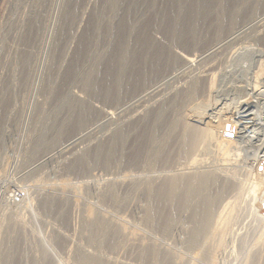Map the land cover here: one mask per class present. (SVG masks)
I'll use <instances>...</instances> for the list:
<instances>
[{
	"label": "rangeland",
	"instance_id": "1",
	"mask_svg": "<svg viewBox=\"0 0 264 264\" xmlns=\"http://www.w3.org/2000/svg\"><path fill=\"white\" fill-rule=\"evenodd\" d=\"M143 1L134 5L131 0H0V264H169L161 260L165 251H172L176 264H264V187H260L264 175L254 171L264 137L259 127L264 123V83L251 81L253 87L247 89L250 75L264 60V0L230 2L237 15L234 20L226 9L228 0H219L211 16L220 15L221 26L216 23L198 45L172 44L176 51L198 56L192 67L173 64L162 77L149 78L148 88L131 87L130 93L107 99L105 93L94 91L104 83L111 55L121 43L119 26L127 18L130 26L157 17V22L166 24L169 18L164 0ZM172 22L167 26L178 24ZM157 25L152 36L166 41V29ZM216 32L218 36L213 35ZM134 37L132 33L131 42ZM210 65L214 96L198 91L202 84H210L203 80ZM66 91L94 108L85 122L68 121L54 140L51 128L68 110L58 103ZM106 109L115 111L112 118L105 115ZM158 111L164 112V119L155 123ZM241 124L259 127L261 133L248 135ZM126 127L127 136L119 143V131ZM197 127L206 132L193 139ZM73 135L78 145L73 144ZM138 147L142 153L133 162ZM102 148L109 152L107 163L78 161ZM203 172L213 177L208 187L197 191L203 190L201 194L190 196L191 206L175 210L178 199H174L159 217L157 187L173 176ZM219 183L228 189L216 203L219 211L213 212L214 205L211 216L235 200V218L219 229L221 234L216 232L219 238L202 234L198 243L202 247L192 248L186 243L194 227L192 204L204 194L217 193ZM47 192L66 198L64 210L48 211L42 205ZM160 220L168 222L166 229ZM210 222L208 231L214 227ZM205 245L210 250L214 246L210 256Z\"/></svg>",
	"mask_w": 264,
	"mask_h": 264
},
{
	"label": "bare ground",
	"instance_id": "2",
	"mask_svg": "<svg viewBox=\"0 0 264 264\" xmlns=\"http://www.w3.org/2000/svg\"><path fill=\"white\" fill-rule=\"evenodd\" d=\"M141 0H131L132 4H137L139 3ZM145 1V0H144ZM143 1V2H144ZM152 1V0H151ZM166 5H168L167 7H170L168 9V13L166 14H169V15H166V16H169L168 20L165 19V23L166 24H163V23H159L160 20H158V22L155 20V18H153L152 20L148 21L147 23L143 24V25H136V24H133L132 26L128 25L129 22V18H127L126 21L128 22H124V24H121L122 26H119V31L122 32V35H121V39H119V41L121 42L118 49L116 51H113L114 53L111 55L112 56V62L109 61V64L112 66L109 68V70H105V71H108V75L106 74V78H105V81L104 83L102 81H100L101 83H103L102 85L99 84L98 87L95 88V91L94 92H100L99 94L101 93H105L107 96H104L105 98L107 99H114L115 97L118 98L120 95L122 94H125V93H128L129 90H132V88L135 87V90H136V87L139 86L140 87H143L145 86L146 87V84H148L147 82H150L148 79L149 78H152L155 76V79H158L156 78L157 77H160L161 74H164L168 71V69L170 68L171 65L175 64L176 66L177 65H180V64H185L186 66H189V67H192L198 60V56L195 55V54H192V53H185V52H181L180 50L179 51H176L174 50V47L172 44H176V43H181V44H185V45H190V46H195V45H198L200 43V40L201 38L204 36H210L211 35V30H212V27L214 25H216V23L218 24V26H221L222 24L220 23L221 20H218L219 16L217 17H212L211 14L213 13V10L215 9V6L219 3V0H164ZM76 2V0H75ZM226 2V1H225ZM230 2H238V0H228L227 3H226V9L229 10V12L231 13V20H234V18L237 16L235 15V12H234V9H232L230 6L231 4H229ZM242 2V1H241ZM222 3V2H221ZM243 3V2H242ZM220 4V3H219ZM229 4V5H228ZM236 4V3H235ZM244 4V3H243ZM139 5V4H138ZM222 5V4H221ZM259 5V4H258ZM132 5L129 6V8H131ZM186 6V7H185ZM223 6V5H222ZM135 7V6H133ZM138 7V6H137ZM185 7V8H184ZM219 7V6H218ZM264 7V6H263ZM73 8V7H72ZM78 8V7H76ZM128 8V10H130ZM75 9V8H74ZM167 9V8H166ZM239 9V8H238ZM255 9V8H254ZM70 10V9H69ZM72 10V9H71ZM260 10V9H259ZM88 11V10H87ZM133 11V10H132ZM226 11V10H225ZM73 12V11H72ZM167 12V11H166ZM253 12V11H252ZM67 13V12H66ZM71 13V12H70ZM133 14V13H132ZM240 14V13H238ZM253 14V13H252ZM73 15V13H72ZM82 15V14H81ZM144 15V14H143ZM185 15V16H184ZM131 16V15H130ZM222 16V15H221ZM224 16V15H223ZM264 16V15H263ZM262 16V17H263ZM71 17V14L70 16ZM68 17V19H69ZM133 17V16H132ZM165 17V14L164 16ZM212 17V18H211ZM136 18V17H135ZM264 18V17H263ZM38 19V18H37ZM159 19H162V18H159ZM178 19H181V22L178 20ZM223 19V17H222ZM226 19V18H225ZM123 20V19H122ZM133 20V19H132ZM240 20V19H239ZM263 20V19H262ZM38 21V20H37ZM96 21V20H95ZM173 21V22H172ZM178 22V24H175V22ZM40 22V21H38ZM93 22V21H92ZM136 22V21H135ZM170 22H172L173 24H175L174 26H172L171 28L168 27V23L170 24ZM236 22V21H235ZM252 22V21H251ZM250 22V23H251ZM259 22V21H258ZM263 22V21H261ZM35 23V22H34ZM226 23V22H225ZM159 24V26H161L162 28L166 29L165 31V35H166V41L164 40L163 42L161 40H157L155 39L152 34H151V31L154 30L153 29V26L154 25H157ZM262 24V23H261ZM263 25V24H262ZM36 25H34L35 27ZM38 26V25H37ZM157 25V27H159ZM170 26V25H169ZM231 26V25H230ZM243 26V25H242ZM250 26V25H249ZM247 27V26H246ZM36 28V27H35ZM40 29V27H38ZM130 31V33L128 34H125L124 32L126 31L125 29H127ZM216 28V27H214ZM219 28V27H218ZM230 28V27H229ZM37 29V28H36ZM65 29V28H64ZM156 29V27H155ZM217 29V28H216ZM219 30L222 31V29L219 28ZM117 31V30H116ZM234 31V30H233ZM39 32V31H37ZM119 32V33H120ZM215 32V31H214ZM36 33V32H35ZM133 33V36L134 39H133V42H131L132 38H131V35ZM131 34V35H130ZM213 35H216L218 36V33L216 32V34H213ZM155 36V35H154ZM213 37V36H212ZM230 37V36H229ZM207 38V37H206ZM209 38V37H208ZM216 38V37H215ZM218 38V37H217ZM206 40V39H205ZM256 40V39H255ZM58 41V40H57ZM228 41V40H227ZM118 43V42H117ZM133 43V44H132ZM213 43V42H212ZM85 44V43H84ZM214 45V44H213ZM118 46V45H117ZM116 46V47H117ZM211 46V45H209ZM208 46V47H209ZM83 49V48H82ZM200 49V48H199ZM207 49V48H206ZM209 49V48H208ZM211 49V47H210ZM209 49V50H210ZM215 49V48H214ZM208 52V50H205ZM212 51V50H211ZM189 52V51H188ZM213 52V51H212ZM211 52V53H212ZM203 53V51H202ZM219 54V53H218ZM227 54V53H226ZM78 55V54H77ZM80 55V54H79ZM201 55V54H199ZM205 55V54H204ZM203 56V54H202ZM210 56V55H209ZM208 56V57H209ZM204 57V56H203ZM202 57V58H203ZM205 58V57H204ZM26 59V58H25ZM220 60V59H219ZM27 61V60H26ZM84 61V60H83ZM200 61V60H199ZM261 63H258L259 67L257 69L256 67V70H254L252 72L253 75H250V76H253V77H248L249 80L247 81V89H249V85L252 84L251 81L254 82L255 85L257 84H261V83H264V60L260 61ZM73 63V62H72ZM216 63V62H215ZM224 63V62H223ZM217 64V63H216ZM215 64V65H216ZM174 65V66H175ZM24 66V65H23ZM182 66V65H181ZM198 66V65H197ZM257 66V65H256ZM205 67V66H204ZM255 68V67H254ZM263 68V69H262ZM78 69L77 65L73 67V71ZM105 69V67H104ZM213 66L210 65L208 66L207 69L204 70L205 72V79L203 77V80H210L212 77H213V74H211V72L213 71ZM104 71V72H105ZM100 72V71H99ZM103 72V73H104ZM173 72V71H172ZM171 72V73H172ZM249 72V71H248ZM251 72V71H250ZM249 72V73H250ZM71 73V72H70ZM249 73L247 75H249ZM102 74V73H101ZM167 74V73H166ZM165 75V74H164ZM169 75V74H168ZM175 75V74H174ZM94 77V76H93ZM96 77V76H95ZM162 77V76H161ZM169 77V76H168ZM101 78V77H100ZM103 78V79H104ZM215 79V77H214ZM101 80V79H100ZM153 81V78L151 79ZM151 81V82H152ZM165 81V80H164ZM172 81V80H171ZM200 81V80H199ZM202 81V80H201ZM212 81V80H210ZM209 81V82H210ZM229 81V80H228ZM90 82V81H89ZM96 82V81H95ZM206 82V81H205ZM197 83V80L195 82V84ZM203 83V82H202ZM63 84V83H62ZM125 84V85H124ZM198 84V83H197ZM104 85V86H103ZM165 85V84H164ZM96 86V85H95ZM103 86V87H101ZM123 86H125L123 88ZM129 86V89L127 88ZM197 86V85H196ZM194 86V87H196ZM215 85L213 83L210 82L209 83H204V85L202 84L201 85V89H199V86L198 87V91L200 92L201 91V94L204 93L205 94V91L207 90L208 93L213 90V87ZM264 86V85H262ZM261 86V87H262ZM132 87V88H131ZM253 87V86H252ZM251 85H250V88H252ZM46 88V87H45ZM127 88V89H126ZM144 88V87H143ZM148 88V87H146ZM158 88V87H157ZM264 88V87H263ZM150 89V87H149ZM215 89V88H214ZM241 89V88H240ZM258 89V88H257ZM63 90V89H62ZM138 90V89H137ZM142 90V89H141ZM196 90V89H195ZM252 90V89H251ZM255 90V89H254ZM259 90V89H258ZM65 91V89H64ZM134 91V90H133ZM146 91V90H145ZM144 91V92H145ZM197 91V90H196ZM206 91V92H207ZM215 91V90H214ZM213 91V92H214ZM140 92V91H139ZM148 92V91H147ZM146 92V94H147ZM223 92V91H222ZM239 92V91H238ZM260 92V91H259ZM263 92V91H262ZM130 93V92H129ZM135 93V92H134ZM143 93V92H142ZM230 93V92H229ZM133 94V93H132ZM145 94V93H144ZM200 94V95H201ZM207 94V93H206ZM260 94V93H259ZM262 94V93H261ZM260 94V96H261ZM264 94V92H263ZM142 95V94H141ZM208 95V94H207ZM206 95V96H207ZM212 95V93H211ZM210 95V96H211ZM132 96V95H131ZM139 96V94L137 95ZM143 96V95H142ZM141 96V98H142ZM204 96V95H202ZM205 96V97H206ZM214 96V94L212 95ZM223 96V95H222ZM238 96V94H237ZM129 97V96H128ZM136 97V96H134ZM224 97V96H223ZM222 97V99H223ZM257 97V96H255ZM138 98V97H137ZM202 98V97H201ZM207 98V97H206ZM212 98V97H211ZM124 99V98H123ZM136 99V98H135ZM194 99V98H193ZM205 99V98H203ZM202 99V100H203ZM209 99V98H208ZM261 99V98H260ZM61 102H58V103H61V105H63L64 107L67 106L68 107V110H67V114H66V117L64 119L61 118L60 122H55V125L53 126V128H51L53 130L55 134L54 136V140H56L57 137H59L61 134L60 132H62V129L63 127L67 124L68 121L70 122H73V124H75L76 120H77V123H78V120H79V123L80 122H85V120L90 116L88 115H91V110L94 108H92V105H89L86 101L83 100V98L78 95V94H72L71 97L68 96V92H62L61 94ZM131 100V99H129ZM201 100V99H200ZM227 100V99H226ZM257 100V99H256ZM259 101V100H258ZM125 102V101H124ZM140 102V101H139ZM202 102V101H201ZM240 102V101H239ZM238 102V103H239ZM40 103V102H39ZM231 103V102H230ZM244 103V102H243ZM248 103V102H247ZM139 104V103H138ZM211 104V103H210ZM60 105V104H59ZM60 105V106H61ZM167 105V104H166ZM246 105V103H245ZM260 105V104H259ZM262 105V104H261ZM223 106V105H222ZM237 106V105H236ZM240 106V105H239ZM255 106V105H254ZM258 106V105H257ZM66 107V108H67ZM138 107V106H137ZM162 107V106H161ZM225 107V106H224ZM243 107V105H242ZM252 107V106H251ZM214 108V107H213ZM235 108V107H234ZM134 109V108H133ZM160 109V108H159ZM237 109V108H235ZM251 109V108H250ZM257 109V107H256ZM256 109H255V112H256ZM259 109V108H258ZM95 110V109H94ZM102 110V109H101ZM163 110V109H162ZM204 110V109H203ZM222 110V109H221ZM224 110V109H223ZM260 110V109H259ZM104 111V110H103ZM164 111V110H163ZM162 111V112H163ZM251 111V110H250ZM253 111V110H252ZM264 110H262L261 114L263 113ZM114 110H111V109H106L104 111L105 115L108 117V118H112L113 114H114ZM161 111H158L156 112L157 114H155V121H153V125L155 123H158L161 121V119L164 117V112L162 113ZM202 112V110H201ZM218 112V110H217ZM254 112V113H255ZM259 112V111H258ZM258 112L257 115H258ZM93 113V112H92ZM94 114V113H93ZM217 114V113H216ZM252 114V113H251ZM260 114V113H259ZM202 115L199 114V116ZM256 115V114H255ZM64 116V115H63ZM92 116V115H91ZM97 116V115H96ZM204 116V115H203ZM202 116V117H203ZM259 116V115H258ZM257 116V117H258ZM201 117V116H200ZM228 117V116H227ZM261 117V116H260ZM204 120H205V116L203 117ZM259 118V117H258ZM257 118V119H258ZM262 118V117H261ZM164 119V118H163ZM229 119V118H228ZM256 119V120H257ZM200 120V119H199ZM198 120V121H199ZM249 120V119H248ZM158 121V122H157ZM250 121V120H249ZM255 121V120H254ZM69 122V123H70ZM75 122V123H74ZM87 122V121H86ZM155 122V123H154ZM235 124L238 123L237 121H234ZM257 122V121H256ZM261 122V121H260ZM56 123H58V125H56ZM254 123V122H253ZM84 124V123H83ZM206 124V123H205ZM208 124V123H207ZM234 124V123H233ZM248 124V123H247ZM247 124H241L242 125V129H246L245 131H247L249 134L248 135H254V137L256 136H259V132H260V128H261V133L263 136H264V123H261V125L259 127H256V126H253V125H250L248 126ZM252 124V123H251ZM256 124V123H255ZM53 124H51L52 126ZM133 125V124H132ZM131 125V127H132ZM204 125V124H203ZM237 125V124H236ZM240 125V124H239ZM259 125V124H258ZM199 126V125H198ZM210 126V125H209ZM155 127L157 128L158 126L155 125ZM202 127V126H201ZM200 127V129L198 128V130H196V133L192 136V138L194 139V137H200L201 135L200 132L203 131L202 128ZM49 128V130H50ZM195 128V129H197ZM205 128V127H204ZM128 129L129 127H126L124 129H120L119 131V143H123V138H125V135L127 136V132H128ZM206 129V128H205ZM241 129V128H240ZM48 130V131H49ZM153 130V129H152ZM156 130V129H155ZM72 131V130H71ZM154 131V130H153ZM51 132V133H53ZM82 132V131H81ZM157 132V131H156ZM204 132H206L204 130ZM211 132V130H210ZM53 133V135H54ZM202 133V132H201ZM49 134V132H48ZM153 134V133H152ZM156 135V133H154ZM205 134V133H204ZM203 134V135H204ZM52 135V136H53ZM59 135V136H58ZM80 135V134H79ZM199 135V136H197ZM208 135V134H207ZM48 136V135H47ZM50 136V135H49ZM48 136V137H49ZM51 136V137H52ZM74 136V135H73ZM82 136V135H80ZM84 136V135H83ZM82 136V138H83ZM154 136V135H153ZM46 137V138H48ZM50 137V138H51ZM79 137V136H78ZM155 137V136H154ZM153 137V138H154ZM60 138V137H59ZM75 136L73 137V140L75 141ZM77 138V137H76ZM80 138V137H79ZM78 138V140H79ZM49 139V138H48ZM72 139V138H71ZM85 139V138H83ZM197 140V138H195ZM204 139V138H202ZM50 140V139H49ZM199 140V139H198ZM57 141H59L57 139ZM69 141V140H68ZM71 141V140H70ZM73 141V142H74ZM81 141V140H80ZM84 141V140H82ZM191 142L194 141V140H190ZM201 141V140H200ZM51 142H53V137L50 141V144ZM55 142V141H54ZM195 142V141H194ZM203 142V141H202ZM47 143V141H46ZM57 143V142H55ZM54 143V144H55ZM72 143V141H71ZM49 144V143H48ZM49 144V145H50ZM53 144V143H52ZM68 144V143H67ZM70 144V142H69ZM74 145L77 144V142L75 141V143H73ZM198 144V143H197ZM66 145V144H65ZM78 145V144H77ZM142 144L138 145V146H141ZM191 145H195L194 143H192ZM48 146V145H47ZM53 146V145H52ZM70 146H72L70 144ZM260 148L258 149L259 151L257 152L256 154V168H255V173H256V176H258L259 174L261 175H264V137L261 139V143L259 144ZM55 147V146H54ZM37 148V147H36ZM70 148V147H69ZM257 148V147H256ZM67 149V147H66ZM140 147H138V149L136 150V152L133 154L132 156V161L133 162H136L138 161V157H140V151H139ZM70 150V149H68ZM72 150V148H71ZM141 150H142V147H141ZM65 151V149H64ZM62 151V152H64ZM73 151V150H72ZM140 154H139V153ZM108 154L109 152H105L103 150V148L101 150H97V151H93V152H88L86 153V155L84 154V156H82L81 158L78 159V161L80 162H85V164L87 165V163H91V162H96V161H101L104 159V164L107 163V157H108ZM255 154V153H254ZM107 161V162H106ZM87 162V163H86ZM101 163V162H100ZM103 163V162H102ZM130 163V162H129ZM90 165V164H89ZM73 166V165H72ZM101 166V165H100ZM76 167V166H75ZM85 167V166H84ZM97 168V167H96ZM204 173V172H203ZM258 173V174H257ZM201 174V173H200ZM198 174L199 176H195L193 177L192 175H182V176H173L172 178L168 179L166 182H163L162 184L159 185V187H157V196H156V205L158 207V215L159 217H161V215L163 214L162 212L164 211L166 204L167 203H172V201L174 199H178L177 202V209L175 210H178V208H182L186 205L187 207V203L189 201V198H192L190 197L194 192H197V191H200L201 189L203 188H206L208 186H206L207 184H209V180L210 179V176L212 175H206L205 173L204 174ZM181 175V174H180ZM214 175V174H213ZM216 176V175H215ZM198 177V178H197ZM213 176H211L212 178ZM197 180L198 182L197 183H193L194 180ZM216 179V178H215ZM214 178L212 180H215ZM218 179V178H217ZM216 179V180H217ZM195 180V181H196ZM226 180V179H225ZM224 180V181H225ZM193 181V182H192ZM211 182V181H210ZM213 182V181H212ZM214 183V182H213ZM228 184V182H226ZM220 184V183H219ZM234 184V183H233ZM261 184V183H260ZM264 184V183H263ZM221 185V184H220ZM230 185V184H229ZM235 185V184H234ZM238 185V184H237ZM77 186V185H76ZM233 186V185H232ZM259 186V185H258ZM212 187V186H211ZM228 187V185H225V183H223V185H221V188L219 191H216L217 193H215L214 191V194H212L210 191L209 193H211V195H208V196H204V192L205 190L208 191L209 189H205L203 194L202 195V199H200V201L198 202L197 200V203H194L192 204V206H195L194 208V212H193V209H192V219H193V223H194V227L192 229V231H189L191 232L190 235L188 236L187 238V244L188 246L190 245V247L193 245H196L198 246V248L202 247V245H200L199 247V244H201V241L200 239L203 237H201V235L203 234H210V235H216V232L220 231L221 229L223 230L225 227L224 225L227 224L228 222H230L232 219H234V215L235 214V211L236 210V204H235V200L234 201H227L226 203H224V205L222 206V204L220 206H222L220 212L218 213L217 211V208L216 206V203L218 202L219 203V200L222 196V194L224 195V191L225 189ZM231 188V186H229ZM240 187V186H239ZM242 187V186H241ZM254 187V186H253ZM260 187H264L263 186H260ZM215 188V187H214ZM237 188V186L234 187V189ZM258 188V187H257ZM256 188V189H257ZM56 189V188H55ZM228 189V188H227ZM226 189V190H227ZM233 189V188H232ZM238 189V188H237ZM253 189V188H252ZM260 189V188H259ZM63 190V189H62ZM211 190V189H210ZM215 190V189H213ZM212 190V192H213ZM218 190V188H217ZM236 190V189H235ZM240 190V189H239ZM264 190V189H263ZM203 191V190H202ZM201 192H197L198 194H201ZM254 191V190H253ZM56 192V191H55ZM54 192V194H51V193H46L45 196H43L41 199H42V205L48 210V211H56L57 209H63L62 205H64L66 202V198L63 199L61 198V196H58L55 195L56 193ZM62 192V191H61ZM229 192V191H228ZM234 192V191H233ZM255 192V191H254ZM261 194L264 196V191L261 190ZM206 193V192H205ZM208 193V192H207ZM206 193V194H207ZM208 193V194H209ZM227 193V192H226ZM64 194V193H63ZM236 194V193H235ZM256 194V193H255ZM13 195L17 196L16 193H13ZM60 195V194H59ZM197 195V194H196ZM232 195V193H231ZM240 195V193H239ZM13 196V197H14ZM19 196V195H18ZM195 196V195H193ZM198 196V195H197ZM205 197V198H203ZM253 197V196H252ZM199 198V196H198ZM233 198V197H232ZM192 201V200H191ZM190 201V202H191ZM224 201V200H223ZM189 202V205L191 204ZM193 202V201H192ZM264 202V201H263ZM174 204V203H173ZM172 204V206H173ZM188 205V206H189ZM215 205L214 209L213 206ZM61 206V208H60ZM191 206V205H190ZM164 207V209H163ZM190 208H193V207H190ZM212 208L214 209L213 212L215 210H217L216 212L218 213V215H215L214 217V213L212 214L213 216H211V211H212ZM238 208V207H237ZM184 209V208H182ZM218 209H219V206H218ZM257 209V208H256ZM64 210V209H63ZM59 213H60V210H58ZM156 211V213H157ZM187 211V209H186ZM239 211V210H238ZM63 212V211H62ZM181 212V211H180ZM215 212V214H217ZM177 213V212H176ZM175 214V213H174ZM184 215V214H183ZM191 215V214H190ZM176 216H179V214ZM214 220H211V217ZM217 216V217H216ZM190 218V217H189ZM191 219V218H190ZM209 219L211 220L212 224H214V227L211 231L208 229L210 228L209 226ZM159 221V220H158ZM161 221V220H160ZM164 221V220H163ZM161 221L160 222V227L162 229H166V225L168 224V222H163ZM166 221V220H165ZM213 221H215V223H213ZM210 222V224H211ZM111 224V223H110ZM232 224V223H231ZM96 226V225H95ZM223 226V227H222ZM222 227V228H221ZM160 228V229H161ZM212 228V226H211ZM221 228V229H220ZM116 229V228H115ZM220 229V230H219ZM96 230V229H95ZM221 230V231H222ZM221 231L219 232L221 234ZM121 232V231H120ZM209 232V233H208ZM86 234V233H85ZM219 234V235H220ZM111 236V234H110ZM113 236V235H112ZM209 236V235H208ZM211 238H214L212 237ZM201 237V238H200ZM206 236L204 235V238ZM210 237V236H209ZM219 238V236H218ZM207 240V239H206ZM209 240V238H208ZM207 240V241H208ZM216 240V238H215ZM211 241V240H210ZM217 241V240H216ZM215 241V242H216ZM213 242V241H212ZM214 242V243H215ZM199 243V244H198ZM203 243V242H202ZM209 243V242H208ZM205 244V243H204ZM207 244V243H206ZM212 245V244H211ZM217 245V243H216ZM196 246V247H197ZM210 245H205L203 247H205L204 249V252H209V255L210 256V253L213 252L214 250V246H213V250H210L211 248L209 247ZM212 247V246H211ZM15 248V247H14ZM210 248V249H209ZM216 248V247H215ZM168 250V249H167ZM197 250V249H196ZM211 251V252H210ZM11 252H12V249H11ZM172 252V251H170ZM169 251H165L161 254V260L163 262H166V263H169V264H176V262L174 261V254L172 255V253H170ZM8 253V252H7ZM201 253V252H200ZM10 254V252H9ZM204 254V253H203ZM259 254V253H258ZM261 254V253H260ZM202 255V254H200ZM213 255V254H212ZM211 255V256H212ZM21 257V256H20ZM46 257V256H45ZM177 257V256H176ZM199 257V255H198ZM215 257V256H214ZM10 258V257H9ZM15 258V257H14ZM55 258V257H54ZM179 258V257H178ZM178 258L176 261H178ZM202 258V257H201ZM211 258V257H210ZM8 259V258H7ZM45 259V258H44ZM50 260V258H47ZM176 259V258H175ZM184 259V258H183ZM195 259V258H194ZM10 260V259H9ZM13 262V259H11ZM197 260V259H196ZM8 261V260H7ZM46 261V260H45ZM184 261V260H183ZM211 261V260H210ZM35 262V261H34ZM48 261H46V264H47ZM50 262H52L50 260ZM179 262V261H178ZM181 262V260H180ZM9 262H7L8 264ZM15 263V260L14 262ZM38 263V262H37ZM206 263V262H205ZM259 263V262H258ZM10 264V263H9ZM32 264H36V263H32ZM40 264V263H38ZM50 264V263H48ZM178 264V263H177ZM208 264V262L206 263Z\"/></svg>",
	"mask_w": 264,
	"mask_h": 264
},
{
	"label": "built area",
	"instance_id": "3",
	"mask_svg": "<svg viewBox=\"0 0 264 264\" xmlns=\"http://www.w3.org/2000/svg\"><path fill=\"white\" fill-rule=\"evenodd\" d=\"M9 199H11V200H12V193H10V194H9Z\"/></svg>",
	"mask_w": 264,
	"mask_h": 264
}]
</instances>
